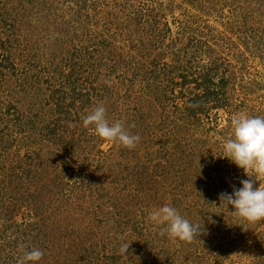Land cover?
Here are the masks:
<instances>
[{"label":"rangeland","instance_id":"1","mask_svg":"<svg viewBox=\"0 0 264 264\" xmlns=\"http://www.w3.org/2000/svg\"><path fill=\"white\" fill-rule=\"evenodd\" d=\"M98 104L133 148L83 126ZM240 112L264 117V0H0V264H264V219L218 199Z\"/></svg>","mask_w":264,"mask_h":264},{"label":"clouds","instance_id":"2","mask_svg":"<svg viewBox=\"0 0 264 264\" xmlns=\"http://www.w3.org/2000/svg\"><path fill=\"white\" fill-rule=\"evenodd\" d=\"M82 123L97 137L127 148H133L140 140L138 135L130 134L120 121L110 123L103 104L93 107ZM230 124L231 136L221 145L223 158H228L242 169L248 179H241L238 188L233 185L230 193L221 192L218 195L219 204L223 202L237 217L247 222H257L264 219V186L256 180L257 176L264 177V117L240 112L232 116ZM149 220L156 226L163 225L171 238L185 242L199 236L202 230L199 224L191 223L168 204L151 211ZM128 247L129 243L122 244L121 254L126 255ZM42 256L40 249L26 250L18 264H38Z\"/></svg>","mask_w":264,"mask_h":264}]
</instances>
